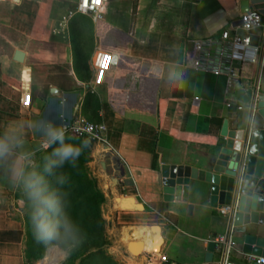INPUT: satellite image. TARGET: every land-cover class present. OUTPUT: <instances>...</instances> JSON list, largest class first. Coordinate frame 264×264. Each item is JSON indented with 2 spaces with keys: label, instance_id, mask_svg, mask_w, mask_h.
Listing matches in <instances>:
<instances>
[{
  "label": "crops",
  "instance_id": "1",
  "mask_svg": "<svg viewBox=\"0 0 264 264\" xmlns=\"http://www.w3.org/2000/svg\"><path fill=\"white\" fill-rule=\"evenodd\" d=\"M240 1L105 0L100 20L82 13L68 17L67 39L59 44L54 42L60 29L50 15L49 0H0V131L16 121L49 119L61 125L63 120L92 113L95 122L106 127V142L92 147L90 164L94 167L98 162L103 170L96 176L101 191L108 195V217L122 228L123 253L131 235V239H149L152 233L159 237L157 247L145 252L152 253L148 264L206 263L211 238L229 226L220 206H210L206 183L191 180L185 201H165L160 164L205 168L210 151L223 140L220 129L225 119L229 129L247 121L252 129H264V117L257 109L251 113L247 107L226 106L237 100L239 88L250 89L257 65L236 63L243 76L234 78L229 88L225 75L185 65L193 41L218 39L222 30L238 23ZM122 6L126 14L118 18L126 17V24L110 18ZM15 50L24 52L22 61L14 58ZM75 52L81 54L79 64L74 61ZM110 53L124 60L98 82L94 69L98 71L100 60ZM170 73L183 74V79L173 82ZM131 74L136 79L128 88ZM88 95L94 100L87 101ZM260 99L264 100V68ZM28 143L39 146L37 159L48 148L39 135L29 133ZM114 162L122 166L123 175L114 171ZM111 175L117 180L111 181ZM108 183L114 187L105 188ZM197 186L205 192H192ZM15 189L0 173V264L33 261L25 255V212ZM117 196L132 197L129 206L140 210L118 208ZM135 203H141L143 210ZM256 228L264 231L250 226L248 232ZM242 236L240 229L233 228L232 256L241 258ZM207 263H219L215 249Z\"/></svg>",
  "mask_w": 264,
  "mask_h": 264
},
{
  "label": "water",
  "instance_id": "2",
  "mask_svg": "<svg viewBox=\"0 0 264 264\" xmlns=\"http://www.w3.org/2000/svg\"><path fill=\"white\" fill-rule=\"evenodd\" d=\"M264 0H241V12H246L249 5L254 7L263 6L256 4ZM24 52L15 50L14 58L22 61ZM52 93L56 92L51 88ZM251 96V89L239 88L236 99L247 103ZM257 111L264 117V100H258ZM222 142L212 149L206 159L205 168H198L187 164H160V176L163 199L165 201H185L189 191L191 180L208 184L209 204L211 207L230 205L231 211L228 220L233 228L243 232L241 237L240 252L254 256L264 257V233L260 229L248 232L250 226L264 228V129L251 128V121H247L238 129H229L225 119L220 129ZM107 146L105 145V148ZM105 169V164H102ZM113 169L120 175L124 170L118 162L113 163ZM111 181L117 180V176H109ZM193 188V187H192ZM203 194L205 189L197 186L192 192ZM124 200L119 203L118 208L122 210H140L127 206L125 201L133 200L132 197L123 196ZM118 199V196L115 197ZM136 206H143L135 203ZM191 213L192 205L187 206ZM159 227L157 225L151 226ZM250 229V230H249ZM135 242V241H134ZM134 242H128L126 248ZM215 244L210 241L207 245L205 261L210 262ZM144 258L143 255H139ZM234 264H256L247 263L239 257L231 256L228 260Z\"/></svg>",
  "mask_w": 264,
  "mask_h": 264
},
{
  "label": "clouds",
  "instance_id": "3",
  "mask_svg": "<svg viewBox=\"0 0 264 264\" xmlns=\"http://www.w3.org/2000/svg\"><path fill=\"white\" fill-rule=\"evenodd\" d=\"M169 75L173 82L183 79V74ZM29 133L39 135L45 147L56 145L52 154L44 157V171L53 177L51 185L39 170L36 152L40 148L29 146ZM66 133V127L49 119L6 125L0 131V173L26 198L35 239L70 254L83 242L86 233L68 211L67 173L53 170L63 168L66 163L75 166L87 142L71 143V138L66 140Z\"/></svg>",
  "mask_w": 264,
  "mask_h": 264
},
{
  "label": "built area",
  "instance_id": "4",
  "mask_svg": "<svg viewBox=\"0 0 264 264\" xmlns=\"http://www.w3.org/2000/svg\"><path fill=\"white\" fill-rule=\"evenodd\" d=\"M105 0H78L74 11H68L67 17L74 13L89 14L94 20L102 18V3ZM256 4H263L260 7H254L250 4L246 12L239 15L238 23L231 25L222 30L218 39L193 41L190 51L186 55V67L194 71H202L213 75H225L227 78L228 88L234 78L242 77V72L236 67L237 64H249L250 66H258L257 76L254 79L251 89V96L247 103H242L238 100L235 102L228 101L226 106L235 105L237 110L244 107L249 108L253 113L257 109L259 99L261 74L264 68V1ZM253 38L256 40L253 41ZM105 57L108 60V66L104 67ZM124 56H119L114 53L106 54L100 63L102 67L95 68L97 73L96 81L102 82L105 80L108 72L113 68L118 67ZM136 79V74H131V83L128 88H131ZM61 125L67 128V134L76 137L86 138L89 142L104 144L106 142V127L101 122L86 121L83 117H72L63 120ZM221 215L228 216L231 211L230 205H222L219 207ZM214 242V249L218 252V264H234L229 262L234 248L233 241V226L229 222L228 229L222 234H217L211 238ZM241 260L247 263L264 264V257L242 254ZM203 264H208L203 263Z\"/></svg>",
  "mask_w": 264,
  "mask_h": 264
},
{
  "label": "trees",
  "instance_id": "5",
  "mask_svg": "<svg viewBox=\"0 0 264 264\" xmlns=\"http://www.w3.org/2000/svg\"><path fill=\"white\" fill-rule=\"evenodd\" d=\"M75 8V7H74ZM71 26V25H69ZM79 52L74 53V61L79 64L82 60ZM93 99V96L88 95L87 101ZM71 138V143L87 142V147L84 148L82 154L76 161L75 166L66 163L61 169H54L53 171H63L68 175V183L65 185V189L68 192V199L70 207L68 209L71 217L76 221L84 232L86 233L87 239L90 240L84 245V250L88 255H94L95 257L101 256L106 258L112 264H118L114 260L103 255L101 248L107 245V240L103 234L104 219L100 215V205L104 202L105 197L103 192L97 187V183L94 177H92L88 171L87 163L90 161V143L86 138L76 137L66 133V140ZM56 145L48 147L43 152H40L37 162L39 163V170L43 173L49 184H52L53 177L49 172L44 171L45 160L44 157L50 156L53 152V148ZM21 198L25 205V228H26V249L25 255L27 259H38L46 245L35 239L29 219V211L27 200L23 195H16ZM84 220V225L81 222ZM79 247V246H78ZM78 247L72 251L73 255L76 256L79 252ZM92 249L95 251L93 252ZM93 253V254H92ZM86 257H88L86 255Z\"/></svg>",
  "mask_w": 264,
  "mask_h": 264
},
{
  "label": "rangeland",
  "instance_id": "6",
  "mask_svg": "<svg viewBox=\"0 0 264 264\" xmlns=\"http://www.w3.org/2000/svg\"><path fill=\"white\" fill-rule=\"evenodd\" d=\"M49 1L51 2L50 3V15L55 18L56 25L60 29L59 32H57V34L55 35L54 42L59 43V44H64L63 42L67 39V36H66L67 35L66 34V32H67L66 31V23L68 20L67 14H68V11H74V9H75L74 7H76V6H74L75 0H49ZM124 10H126V9L123 6L120 8H117V10L112 13L110 18L115 22L117 21L119 23L121 22L122 24H126L128 22V19L126 17L122 20H120L118 18V15L120 13H125ZM87 44H88V42L86 43V46H87ZM91 48H92V46H91ZM91 48L89 49V52L91 51ZM84 119L86 121H90V122L96 121L95 117L92 115V113H89L87 116L84 117ZM95 145H96V143H92V142L90 143V151H91L92 147H95ZM99 148H101V147H99ZM92 160L93 159L91 157L90 161L87 163L88 171H89L90 175L95 178L96 183H97V187L100 189V187H99L100 184L98 181V176H96V173H98V171L102 172L103 170L101 168V165L98 162H95L94 164H92V166H94V167H91L90 163ZM108 185L110 186V184L108 183L105 188H107ZM110 187L113 188L114 186H110ZM15 193H16V195H20V196L22 195L21 191L18 188L15 189ZM104 197H105V200L100 205V210H99L101 217L104 219L103 234L105 236V239L107 240V245H105L101 248V250L103 251V255H106L108 258L114 260L118 264H129L130 263L129 261H131V259L133 261H139L138 258H139V251L140 250L135 251V246H133V245L130 244L129 248H126L125 252L123 253L125 244L122 243V241L120 240V231L122 228L119 227L118 224L114 223V221L109 218V217H111V214L108 212V208H107L108 195L104 194ZM110 202L112 204L113 201H110ZM23 206L25 207L24 201H23ZM24 212H25V208H24ZM81 222L83 223L82 225H84V220H81ZM90 240H91V238L88 240L87 236L85 237L83 242L78 247L79 252H77L76 256L73 255L72 252L70 254L64 253V252L53 249L51 246H46L42 255L38 259H34L29 264H40L42 262L43 258L47 256L46 254L48 253L49 249L53 250L54 252L64 253L63 258L57 264H112L105 257L101 258L102 255L98 256V257H95L94 255H92V256L88 255V253L84 250V245L87 244L88 242H90ZM150 244L145 243V247L149 248ZM153 249L154 248H151L150 250H153ZM92 251L94 252L95 250L92 249ZM143 254H144L143 255L144 258H140L141 262L139 261V263L148 264L147 263V257L149 255H151L152 253H143ZM86 255L88 257H86Z\"/></svg>",
  "mask_w": 264,
  "mask_h": 264
},
{
  "label": "bare ground",
  "instance_id": "7",
  "mask_svg": "<svg viewBox=\"0 0 264 264\" xmlns=\"http://www.w3.org/2000/svg\"><path fill=\"white\" fill-rule=\"evenodd\" d=\"M124 200V198L122 197H119L117 199V204L119 206V203ZM116 201V199H115ZM127 206H129L130 204V200L128 201H125V203ZM130 207V206H129ZM139 208V206H136ZM141 208V207H140ZM138 235V234H137ZM132 236V235H131ZM131 236H129V242H134V243H131V245L135 246V251L136 250H140L139 251V255H142L143 252H148L151 248H155L157 246V241H159V237L156 235V234H151L150 238L149 239H144V238H141V236H138V238H133L131 239ZM150 244L149 245V248H146L145 247V244ZM47 256L43 258L42 262L40 264H57L62 258H63V255L64 253H59V252H54L53 250L49 249L48 250V253L46 254ZM140 258V257H139ZM132 260V259H131ZM131 263V262H130ZM137 263V262H136ZM135 263V264H136ZM134 264V262H133ZM141 264V263H139Z\"/></svg>",
  "mask_w": 264,
  "mask_h": 264
},
{
  "label": "snow or ice",
  "instance_id": "8",
  "mask_svg": "<svg viewBox=\"0 0 264 264\" xmlns=\"http://www.w3.org/2000/svg\"><path fill=\"white\" fill-rule=\"evenodd\" d=\"M94 2H99V0H94ZM110 58H108V57H105V63H104V67H107L108 66V60H109Z\"/></svg>",
  "mask_w": 264,
  "mask_h": 264
}]
</instances>
